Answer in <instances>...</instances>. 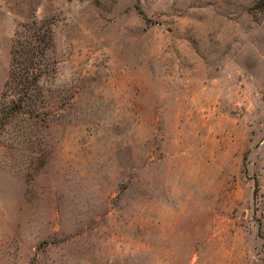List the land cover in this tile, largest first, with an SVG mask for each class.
<instances>
[{
    "label": "rangeland",
    "instance_id": "374dc122",
    "mask_svg": "<svg viewBox=\"0 0 264 264\" xmlns=\"http://www.w3.org/2000/svg\"><path fill=\"white\" fill-rule=\"evenodd\" d=\"M257 2L0 0V264H264Z\"/></svg>",
    "mask_w": 264,
    "mask_h": 264
},
{
    "label": "trees",
    "instance_id": "16d2710c",
    "mask_svg": "<svg viewBox=\"0 0 264 264\" xmlns=\"http://www.w3.org/2000/svg\"><path fill=\"white\" fill-rule=\"evenodd\" d=\"M256 7L258 10H264V0H258V2L256 3ZM38 37H41L40 34H38ZM40 40L46 41L45 36H43L42 39ZM45 43L46 45L47 43L49 44L48 41ZM22 45H24V48L18 51V53L15 50L14 53H16V57L14 58V61L17 60L18 57L19 59L17 60L18 63L26 64L24 67H22V70L25 73L36 72L37 77H39L43 73V69H45V66L42 65L41 67L32 69L31 64L36 63V60H40L43 57H45V54L43 55V52H41V50H43L44 48L40 47L39 45L36 46V44L33 43L32 39H28L26 43L25 44L22 43ZM28 69L31 70L28 71ZM27 88L30 89L31 87L27 86Z\"/></svg>",
    "mask_w": 264,
    "mask_h": 264
}]
</instances>
